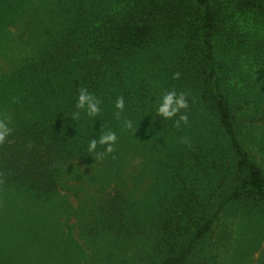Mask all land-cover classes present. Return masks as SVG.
I'll list each match as a JSON object with an SVG mask.
<instances>
[{
	"label": "rangeland",
	"instance_id": "374dc122",
	"mask_svg": "<svg viewBox=\"0 0 264 264\" xmlns=\"http://www.w3.org/2000/svg\"><path fill=\"white\" fill-rule=\"evenodd\" d=\"M133 1L0 0V125L8 130L0 153L27 145L30 125L56 103L39 70L51 43L74 40L98 17L125 13ZM228 5L233 8L231 1L222 4L226 14ZM229 30L220 76L242 146L264 174V23L235 13ZM171 61L145 53L111 77L100 113L81 128L114 132L113 150L101 156L98 147L69 161L55 195L36 198L0 176V264L152 263L150 218L171 185L165 164L174 150L167 144L182 140L180 113L171 120L156 114L162 95L186 93ZM119 97L123 111L115 108ZM187 264H264V213L226 209Z\"/></svg>",
	"mask_w": 264,
	"mask_h": 264
},
{
	"label": "trees",
	"instance_id": "16d2710c",
	"mask_svg": "<svg viewBox=\"0 0 264 264\" xmlns=\"http://www.w3.org/2000/svg\"><path fill=\"white\" fill-rule=\"evenodd\" d=\"M226 1L233 4L227 14ZM235 13L264 23V0H134L125 13L98 17L74 40L52 42L39 70L56 103L30 125L27 145L0 153V176L36 198L55 195L59 172L100 135L81 128L89 116L76 108L79 91L100 99L125 62L154 52L172 60V75L188 101L180 117L188 120L175 122L182 137L177 146L167 144L174 150L165 164L171 185L150 218V264H187L226 209L264 213V174L242 146L219 70Z\"/></svg>",
	"mask_w": 264,
	"mask_h": 264
},
{
	"label": "clouds",
	"instance_id": "9594fccd",
	"mask_svg": "<svg viewBox=\"0 0 264 264\" xmlns=\"http://www.w3.org/2000/svg\"><path fill=\"white\" fill-rule=\"evenodd\" d=\"M76 108L85 111V114L89 117H96L101 111L100 100L90 94L86 89H81L77 97ZM115 108L118 111H123L124 109V99L119 97L115 101ZM188 108V101L183 93H177L175 91H168L160 98L158 105L156 107V114L161 120H171L176 117L181 110ZM118 114V113H117ZM79 118V112L74 113L73 119ZM181 120L187 122V115L180 117ZM127 127H131V124H127ZM7 128L0 125V141L4 139L7 135ZM116 142V135L114 132L108 131L102 133L97 139L89 140L87 144V151L89 153L96 152L98 147L104 149L103 152L98 153V155H104V153H110L113 150V145Z\"/></svg>",
	"mask_w": 264,
	"mask_h": 264
}]
</instances>
